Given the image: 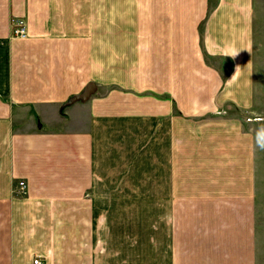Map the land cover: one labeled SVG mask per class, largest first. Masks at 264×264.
Masks as SVG:
<instances>
[{
	"label": "crops",
	"instance_id": "obj_1",
	"mask_svg": "<svg viewBox=\"0 0 264 264\" xmlns=\"http://www.w3.org/2000/svg\"><path fill=\"white\" fill-rule=\"evenodd\" d=\"M214 2L0 0V264H264V0Z\"/></svg>",
	"mask_w": 264,
	"mask_h": 264
},
{
	"label": "rangeland",
	"instance_id": "obj_2",
	"mask_svg": "<svg viewBox=\"0 0 264 264\" xmlns=\"http://www.w3.org/2000/svg\"><path fill=\"white\" fill-rule=\"evenodd\" d=\"M214 4H215L214 0H211L210 7L213 8ZM203 32H204V27H203V21H202V23L198 25V35H199V41H200L201 48H202ZM204 61L206 65L208 64L214 67L215 69H217L219 72H221L220 76L222 80L225 79L226 75L228 74V69L231 67V64H232L231 62L228 61L227 58H222V57L212 59V58H207L206 56ZM72 98L73 97H71L69 100H71ZM253 120L259 121V115H254Z\"/></svg>",
	"mask_w": 264,
	"mask_h": 264
},
{
	"label": "built area",
	"instance_id": "obj_3",
	"mask_svg": "<svg viewBox=\"0 0 264 264\" xmlns=\"http://www.w3.org/2000/svg\"><path fill=\"white\" fill-rule=\"evenodd\" d=\"M10 35L18 38H24L26 36L22 22L19 19H14L11 21L10 25ZM24 188V183L22 181L17 182V189L16 193L20 194L21 189ZM32 264H40V261L38 258H34L32 260Z\"/></svg>",
	"mask_w": 264,
	"mask_h": 264
},
{
	"label": "water",
	"instance_id": "obj_4",
	"mask_svg": "<svg viewBox=\"0 0 264 264\" xmlns=\"http://www.w3.org/2000/svg\"><path fill=\"white\" fill-rule=\"evenodd\" d=\"M95 91V85L91 82L87 83L80 94L74 96L67 104L73 103L75 101H85L87 100Z\"/></svg>",
	"mask_w": 264,
	"mask_h": 264
},
{
	"label": "trees",
	"instance_id": "obj_5",
	"mask_svg": "<svg viewBox=\"0 0 264 264\" xmlns=\"http://www.w3.org/2000/svg\"><path fill=\"white\" fill-rule=\"evenodd\" d=\"M69 99H70V98H69ZM69 99L63 104V106L68 105L67 103H68V101H70Z\"/></svg>",
	"mask_w": 264,
	"mask_h": 264
}]
</instances>
